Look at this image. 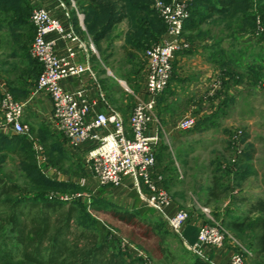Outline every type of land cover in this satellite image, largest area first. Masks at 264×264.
<instances>
[{
	"label": "rangeland",
	"instance_id": "obj_1",
	"mask_svg": "<svg viewBox=\"0 0 264 264\" xmlns=\"http://www.w3.org/2000/svg\"><path fill=\"white\" fill-rule=\"evenodd\" d=\"M30 1H32L31 15L36 7H42L43 0H37V4L34 3V0ZM62 1L67 4L71 20H75L77 23L79 34L82 36L81 39L86 43L89 53L93 56L95 68H99L100 72H102L106 78H109V86L100 83L107 107L123 118L129 117L137 103V97H142L143 99L147 98L146 94L143 92L144 80L147 72V61L144 53L148 48L160 44L162 40L148 47L143 54L137 56V59H133L134 65L130 66L126 62V54L122 47L125 42L124 34L130 30V21L123 20L113 28L104 40L95 45L91 35H89L85 29V15L80 5L73 0L75 2V8L72 9L70 7V0ZM256 6L257 0H253V7L250 13L252 15L254 14V16L258 13ZM235 8L241 9V6L236 5ZM76 13L81 15L80 21ZM219 22L222 32L219 31L218 28L213 38L221 39V44L223 43V46H226L227 43L229 44L237 41L243 44V48L241 49L243 53H247L249 47H251V49H248L249 53L251 50H258L255 49L258 46L264 50V40L254 35L256 21L252 22L255 24L252 34L243 32L239 34L235 40L230 38L228 35L230 31L223 26L225 19H220ZM118 33H122L121 37L115 39L113 43H109L110 38ZM91 44L93 45L94 53L89 49ZM0 50L2 49L0 48ZM111 55L113 57H111L109 61L106 60V56ZM261 56L264 57L263 52H259L255 56V64L258 62L260 63L259 58ZM246 58L248 57L245 55V59ZM262 63H264V59ZM108 65H111V68L113 66L111 75L109 74L110 72H108ZM172 77L173 62L171 65L170 81ZM129 81H132L133 84H130ZM134 87H137V89H134ZM232 87L230 92L234 97L238 98V103L240 101L244 102V96H242V94H244L243 92L245 90H240L242 92L241 96L243 97L241 98V92L237 93L238 89L235 90V86L234 88ZM167 88L168 86L154 98L155 115L158 102H161L160 98L166 92ZM253 88V91H249V95L246 96L244 105L246 108H249L252 105V101H255V115L250 114L255 118L252 124L247 122L248 119L246 116L240 114L236 102L232 105L235 107L232 109L230 115L218 119V127L209 128L207 130L196 127L198 123L196 112L198 109L195 111L194 106L190 107L188 105V101L179 99V104L175 103L173 106L161 107V113L168 110H170L168 112H172L175 123L177 124L186 117H191L196 120L194 128L189 131L178 130L176 128L177 124L172 125L170 129H162L160 128V124H158L159 145L155 153V170L158 172V170L163 169V178L165 179V176H173V180L176 183L174 185L170 182L168 184L166 183V191L172 202L174 198L180 197L179 204L181 207L176 211H184L187 214V222L181 237H178L168 230L159 214L141 199L135 189L129 186L123 188L103 187V189H101L102 193L99 195V187L89 183V178L86 175V170L82 163V156L75 152H70L68 143L63 134L54 130L51 121L47 123L48 126L37 124V126L34 127L35 129H31L32 127L29 124L24 126L27 129L29 137L34 143L42 146L44 151L45 161L38 164L35 160L36 166L47 179L65 185V187L58 189H48V195L64 203L80 202L85 206L87 213L92 218L108 225L111 232L109 239L115 242L118 251L122 253L123 264H156V259L151 257L147 252L148 248L155 245L154 241H145L143 246H141L142 248L137 245L139 243L136 244L129 241L127 234L132 230L130 227L119 223L116 219L106 214L91 209L93 203L97 200H102L122 209L133 210L137 212L140 217L149 222L161 223L164 227V234L166 236L164 248L168 250L169 264H195L196 262L199 264H224L231 254L242 255L244 264H264V258H257L254 253H251L246 248V243L243 240L241 241L233 231L226 229L224 225L228 218L226 217L227 212H233L236 215L244 213L249 204L255 201V197L261 194V189L264 187V73L262 71L258 82ZM107 94L110 96L109 99L108 97L106 98ZM182 94H184V92H182ZM253 97H255V100ZM21 99L23 100L19 99L20 101H16L26 104L24 98ZM206 99L208 100H206L205 106L197 104V108L212 109L215 100L218 98H212V100H209V98ZM0 114V123H2L3 115L1 110ZM43 131L53 135V141H47L49 156L45 154V148L41 142V139L44 138ZM238 131L241 133L237 134ZM0 134L20 136L14 134L12 131L8 134ZM23 137H26V135ZM27 139L30 141L29 138ZM234 142H239L241 144V147L239 146L238 148V150H240L241 159L234 151ZM33 156L35 159L34 151ZM234 158L235 160L233 161ZM51 159L55 160L54 164L50 162ZM225 170L231 171L227 173V177H225ZM3 171L7 175H12L13 181L17 179V184H19V186L23 187L27 184H24L21 180L22 172L16 160L8 159L3 166ZM236 171L244 172L245 178L242 180L236 178L234 175ZM257 172L262 173L261 177ZM214 177L222 178L223 186L226 187L225 194L221 195L217 200L209 193V188L214 185ZM84 180L87 185L82 184ZM164 186H166L165 183ZM221 190L222 189L219 188L216 189L215 194L218 193L219 195ZM143 193L146 194L147 192L143 189ZM233 199L236 202H233ZM227 201H229V204L225 205ZM204 209L206 211H204ZM202 225L217 226L224 235V247L221 251L207 249L204 252L211 263L199 258L190 250V245L196 241L197 231ZM124 240L133 245L134 250L144 255L146 260L142 257H138L136 253L134 254L135 251L132 249L128 250L127 248H123L120 243L124 242ZM155 254L158 256L157 250ZM158 259L161 260L160 255Z\"/></svg>",
	"mask_w": 264,
	"mask_h": 264
},
{
	"label": "trees",
	"instance_id": "obj_2",
	"mask_svg": "<svg viewBox=\"0 0 264 264\" xmlns=\"http://www.w3.org/2000/svg\"><path fill=\"white\" fill-rule=\"evenodd\" d=\"M161 1L168 3L171 0ZM75 2L80 5L85 15V29L95 45L104 40L123 20L130 21V30L124 34L125 42L122 46L126 62L130 66L134 65L133 59H137V56L143 54L148 47L161 42L166 32V26L153 7L154 0H75ZM236 5L241 6V9H236ZM31 6L30 0H0L2 54L9 52L8 57L26 61L29 69L25 81L27 79L31 81L29 86L36 82L41 72L40 65L29 55L30 48L27 49V44L34 36V29L29 20ZM252 7L253 0H191L188 7L189 17L183 24V32L199 30L200 26L212 17L229 14L227 29L232 40L243 32L252 34L255 27L252 22L257 17L264 26V0H257L258 16L250 13ZM73 25L79 34L75 20ZM208 34L206 37H211ZM121 35L122 33H118L112 36L109 43H113ZM200 36L202 32L199 30L195 35L189 36L187 41L192 43ZM80 37L82 38L81 35ZM215 39L212 40V52L209 48L207 50L204 48V54L208 55L209 62L221 68L230 63L232 57L226 58V52L220 49L222 40ZM255 49H258L255 51L256 55L259 52L264 53L263 48L259 46ZM106 57V60H109L113 56ZM263 59L261 56L260 63L255 64L254 84L258 82L261 71L264 73ZM225 75L228 77V81H222L225 90L242 80L241 74L230 65L225 70ZM129 83L133 84L132 81ZM9 91L13 98L18 100L14 97L17 92L13 89ZM219 95L220 93H217L212 98ZM232 101V98L224 96L217 109L201 118L196 127L202 130L218 127L216 120L225 116L224 109ZM43 132L44 138L41 142L45 154L49 156L47 141H53V135ZM23 136L25 135L0 134V264H123L122 253L118 251L115 242L109 239L111 232L108 225L92 218L80 202L64 203L49 198L48 189H58L65 185L49 180L41 173L35 163L31 142L27 136ZM240 155L237 156L240 158ZM8 159L18 162L22 172L21 180L24 184L27 183L23 187L17 184V179L13 181L12 175L4 173L3 166ZM50 162L54 164L55 160L51 159ZM224 172L227 177V173L231 171ZM243 173L236 171L234 175L242 180L245 178ZM213 183L209 193L217 200L225 194L226 187L223 186L222 178L214 177ZM218 188L222 189L219 195L215 194ZM101 189L103 187L99 188V195L102 193ZM233 202L236 201L233 199ZM91 209L130 227L132 230L127 237L129 241L139 243L137 244L139 247L143 246L145 241L153 240L155 245L148 248V254L156 259V264L170 263L168 250L164 248L166 236L161 223L149 222L133 210L122 209L102 200L95 201ZM226 214L228 218L224 224L225 228L243 240L246 248L257 258H264V199H256L240 215L233 212ZM156 250L161 260L156 256Z\"/></svg>",
	"mask_w": 264,
	"mask_h": 264
},
{
	"label": "built area",
	"instance_id": "obj_3",
	"mask_svg": "<svg viewBox=\"0 0 264 264\" xmlns=\"http://www.w3.org/2000/svg\"><path fill=\"white\" fill-rule=\"evenodd\" d=\"M45 1L46 4L36 7L29 18L34 29L29 55L41 67L34 93L41 92L50 97L51 123L54 130L63 134L69 149L78 150L85 146L82 163L90 178L94 179L96 187L117 188L128 184L159 214L168 230L181 237L187 214L184 211L168 213L167 208L172 200L165 189L163 176L155 170L159 133L154 98L168 86L171 65L176 54L189 48L188 43L182 40V34L183 24L189 17L188 7L191 0H172L169 3L154 0L153 7L166 26V32L160 44L148 48L144 53L147 72L143 92L147 98H137L126 125L121 115L107 107L101 90L98 91L97 101L90 102L85 89L68 92L62 88L63 80L88 75L96 82V77L90 65L89 50L75 30L67 4L62 0ZM70 7L75 8L73 0H70ZM56 12L61 13V19L55 15ZM76 15L80 21L81 15ZM255 21L254 35L264 40V26L258 17ZM52 34L65 43L63 54H57L55 42L48 39ZM89 49L94 53L92 44ZM79 55H82L83 63L77 61ZM98 103L103 104L102 110L98 109ZM24 107L25 104L16 101L0 81V110L3 115L0 133L12 131L17 135L28 136L35 160L41 164L45 161L43 148L33 142L21 123ZM195 124L194 118L186 117L179 121L176 128L189 131ZM240 133L238 131L237 134ZM234 146V151L239 155L238 148L241 144L234 142ZM82 184H86V181ZM49 198L53 197L50 195ZM224 241L220 228L202 225L197 231L196 241L190 245V250L211 263L204 252L207 249H223ZM120 244L146 260L128 241L124 240ZM224 264H244V259L240 254H231Z\"/></svg>",
	"mask_w": 264,
	"mask_h": 264
},
{
	"label": "crops",
	"instance_id": "obj_4",
	"mask_svg": "<svg viewBox=\"0 0 264 264\" xmlns=\"http://www.w3.org/2000/svg\"><path fill=\"white\" fill-rule=\"evenodd\" d=\"M34 3L37 4V0H34ZM45 4L46 1L43 0L42 5ZM55 15H57V17L60 19L62 18L60 12H56ZM228 17L229 14L223 16L217 15L207 20L199 28V30L202 32V36H200V38H196L192 43H189L187 41V38L191 35H195L199 30L195 29V31L192 30V31L183 32L182 40L188 42L189 48L176 54L173 60V77L168 85V88L166 89V92L160 98L161 102L160 101L158 102L156 108L155 118H156L157 128H158V124H160V128L162 129H168V128L170 129L172 125L177 124L175 123V118L173 117L172 112L170 113L168 112L170 110H168L165 111L164 113L163 112L161 113L162 110L161 107L173 106L175 103L179 104V99L188 101V105L190 107L194 106L195 111L198 109V111L196 112L197 113L196 117L198 118L197 121H199V119L201 120V118H203L204 116L213 113V111L217 109L219 102L224 98V96H228L233 100L232 103L227 108L224 109L225 116L230 115L232 109L235 107L232 105L235 104L236 102L239 107L240 114L242 116H246L248 119L247 122H249L250 124L254 123L255 118L250 114L255 115V101H252V105L249 108H246L244 105L246 101V96L249 95L248 94L249 91L251 90L253 91L254 89L253 87H255L254 84L255 50H251V52L249 53L248 49H251V47H249L247 49V53H243V51L241 50L243 48V44L237 41L229 44L227 43L226 46H223V43L220 44V49L226 52V58L228 59V57H232L231 62L230 63L228 62V64L223 65L221 68L218 67L216 64L209 62L207 59L208 55L204 54V50H205L204 48H206V50L209 48V51L212 52L213 50V48L211 49L212 40H214L213 37L217 33L218 28L219 31L222 32L219 22L220 19L222 20L225 19V23L223 26L227 28ZM207 32L210 34L211 37H206V35L208 34ZM1 34H3V30H0V35ZM229 34L230 32L228 33V35ZM164 35L162 36L161 40H163ZM48 39L53 40L55 42L56 53L59 55L63 54L65 43L62 40H59L58 37L54 34L48 36ZM12 46H14V44H12ZM29 46L30 43L27 44V49H29ZM7 53L2 54V50H0V81L4 85L8 84L7 85L8 87L5 85L8 89H13L15 92H17L16 96L14 97H17L20 100H23L21 98H24L26 104L23 110L21 123L23 125L29 124L32 127L31 129H35L34 127L37 126V124H40L41 126H46L47 123L51 121L52 105H51L50 97L45 93H41V92L34 93L35 82H33L31 86H29L31 81L29 79L26 80L27 83L25 81V77L29 69L26 61L17 58L12 59L7 56ZM17 54L21 56L20 53ZM245 55L248 58L245 59ZM77 61L79 63H83L84 59L82 55H79L77 57ZM90 65L92 70L95 72L96 82L90 79L88 75H82L78 78L63 80L61 82V86L64 90L68 92H74L79 89H85L88 101L96 102L98 99V91L101 90L103 92L100 83L109 86V82H108L109 78H106L105 75H103L102 72H100L99 68L97 69L95 68V61L93 60V56H91V54H90ZM229 65L231 68L236 69V71L239 74H241V78H242L241 83H238L237 85L234 86L236 88L235 90L238 89L237 93L241 92L240 90H245L243 92L244 94H242V92L240 93L241 98H243L242 96H244V102L240 101L238 103V98L234 97L231 94L230 89L233 85L229 87L227 90H225L224 85L222 84L223 82L228 81V77L225 75V70L228 68ZM108 68H109L108 72H110L109 74L111 75L113 66L111 68V65H108ZM234 86L232 88H234ZM182 92H184V94H182ZM217 93H220V95L217 97L218 99L214 98L216 100L213 104L212 109L202 108V107L201 109L197 108L198 106L197 104H201L205 106V102L206 100H208L206 98L211 99ZM107 97L109 99L110 97L109 94H107L106 98ZM137 98L143 99L142 97H137ZM253 98L255 100V97ZM97 106L98 109L100 110H102V108L104 107L103 104L101 103H98ZM0 118H1V114H0ZM123 121L126 125L128 122V117L123 118ZM216 121L218 124L219 121L218 120ZM8 133H10V131H5V134ZM69 150L70 152L71 151L75 152L81 156H83L86 152L85 146H81L78 150H71V149ZM160 170H158V172L159 173L161 172V174H163V169ZM257 173L261 177L262 173L261 172H257ZM86 175L89 178V183L91 185H96L94 179L89 177L87 171H86ZM164 181L166 187L169 182L171 184L173 183V185L176 184L173 180V176H165ZM127 186L128 184L125 183L124 185H121L117 188H123ZM259 198L264 199V187H262L261 189V194H258L257 197H255V200ZM179 201H180V197H176L173 199V202L167 208L168 213L172 214L179 207H181ZM228 204L229 201L225 202V205ZM217 251H221V250H217Z\"/></svg>",
	"mask_w": 264,
	"mask_h": 264
}]
</instances>
